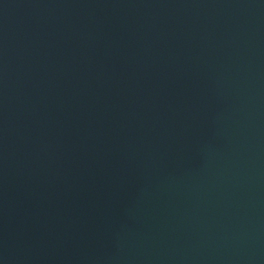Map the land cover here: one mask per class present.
I'll return each mask as SVG.
<instances>
[{
	"label": "water",
	"instance_id": "1",
	"mask_svg": "<svg viewBox=\"0 0 264 264\" xmlns=\"http://www.w3.org/2000/svg\"><path fill=\"white\" fill-rule=\"evenodd\" d=\"M0 264H264V0H0Z\"/></svg>",
	"mask_w": 264,
	"mask_h": 264
}]
</instances>
